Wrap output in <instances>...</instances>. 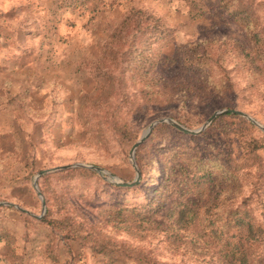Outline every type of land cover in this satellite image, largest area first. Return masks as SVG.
Listing matches in <instances>:
<instances>
[{
	"label": "rangeland",
	"instance_id": "rangeland-1",
	"mask_svg": "<svg viewBox=\"0 0 264 264\" xmlns=\"http://www.w3.org/2000/svg\"><path fill=\"white\" fill-rule=\"evenodd\" d=\"M245 1L252 2L264 21V0ZM222 5V0H0V202L41 216L34 176L73 164L98 166L123 181H133L130 151L144 130L161 118L197 129L216 111L230 109L264 126V86L262 94L251 97L236 92L207 97L198 104L162 105L136 97L127 74H121L125 66L120 64V26L130 13L147 22L142 23L145 28H152L157 19L171 32V42L153 48L155 55L170 59L168 65L173 63L159 70L169 83L177 78L188 48L216 38L247 44L244 31ZM123 28L125 35L128 31ZM111 71L112 96L100 101L95 95L96 76ZM231 77L238 89L244 88L241 74ZM216 120L203 136H190L199 137L194 141L167 124L159 125L141 156L146 160L187 144L228 159L242 153L234 135L225 132L228 128L257 140L264 138L251 122L249 128L226 115ZM256 154L264 166V147ZM173 165L171 160L158 159L149 168L164 173ZM146 184L141 194L131 195L89 170L45 176L39 181L47 206L42 220L0 207V264H205L217 260L215 249H202L198 246L203 241L193 239L199 224L176 240L167 231L123 232L108 220L105 209L119 208L124 197L136 205L145 196H156ZM47 215L58 224L43 223Z\"/></svg>",
	"mask_w": 264,
	"mask_h": 264
},
{
	"label": "trees",
	"instance_id": "trees-1",
	"mask_svg": "<svg viewBox=\"0 0 264 264\" xmlns=\"http://www.w3.org/2000/svg\"><path fill=\"white\" fill-rule=\"evenodd\" d=\"M229 2L222 0V9L242 28L247 44L216 38L188 48L183 52L177 78L171 83L159 70L168 69L173 63L168 65L170 59L153 53L154 47L164 48L173 40L171 32L157 19L153 20V29L145 28L142 23L147 22L135 19V14L130 13L124 19L119 40L120 64L125 66L121 74H127L136 97L144 102L186 106L202 103L207 97L223 98L236 92L248 93L250 97L262 94L264 21L256 15L252 2L236 0L235 6ZM123 27L128 31L125 35L121 34ZM233 73L241 74L246 80L244 88H237L231 77ZM113 75L114 71L96 76L95 95L100 101L112 96ZM226 116L253 127L237 115ZM228 130L225 132L232 133L242 147L241 154L230 155L228 159L207 154L200 146L184 144L171 153L144 160L141 155L145 144L142 145L136 153L142 180L133 188L120 190L131 195L141 194L143 184L147 183L156 196H145L136 205L124 197L119 208L105 209L108 220L114 221V226L123 232L167 231L176 240L184 238L185 231L199 224L193 239L203 241L198 246L202 249H215L217 257L205 264H264V166L256 154L264 147V138L257 140L242 131ZM187 137L191 141L199 138ZM158 159L165 163L171 160L174 165L164 173L149 168L150 162L155 164ZM213 208H218L217 212ZM159 219L162 220L159 222ZM55 221L47 215L42 222L54 226ZM166 225L168 228L164 230Z\"/></svg>",
	"mask_w": 264,
	"mask_h": 264
},
{
	"label": "water",
	"instance_id": "water-1",
	"mask_svg": "<svg viewBox=\"0 0 264 264\" xmlns=\"http://www.w3.org/2000/svg\"><path fill=\"white\" fill-rule=\"evenodd\" d=\"M223 115L240 116V117L248 120L249 122H251L253 125H255L258 129H260L264 133V126L260 122H258L254 118H252L250 115H248L242 111H239V110L222 109V110L216 111L200 128H197V129H189V128L185 127L184 125L180 124L178 121H176L172 118H161V119H158V120H155L154 122H152L144 130L140 139L133 145V147L130 151L129 158H130L132 167H133L134 172H135V178L133 179V181H131V182L123 181V180L119 179L117 176H115L114 174H111L108 171L104 170L103 168L98 167V166H94V165L73 164V165H68V166H62V167L52 168V169H48V170H42V171L38 172L33 178V184H32L33 188H34L38 198L42 202L41 216H36L32 212H29V211L23 209L22 207H20L16 204L10 203V202H0V207L14 208V209L26 214V215L32 216L38 220H42L43 216L46 214L47 206H46L45 197H44V195H43V193L39 187V181L47 175L54 174V173H57L60 171L70 170V169H83V170L93 171V172L98 173L106 182H108L111 185H114V186L119 187V188H126V189L133 188V187L139 185L141 180H142L141 170H140V168L137 164V160H136V153H137L138 149L143 144H145L147 142V140L150 138L153 130L157 126L162 125V124H167V125L171 126L172 128L176 129L177 131H179L185 135L198 136V135L202 134L205 130H207L217 118H219Z\"/></svg>",
	"mask_w": 264,
	"mask_h": 264
}]
</instances>
